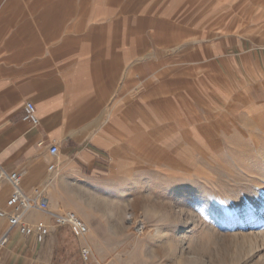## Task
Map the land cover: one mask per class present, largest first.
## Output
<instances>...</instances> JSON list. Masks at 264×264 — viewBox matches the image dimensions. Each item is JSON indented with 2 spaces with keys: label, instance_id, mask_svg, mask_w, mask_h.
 Listing matches in <instances>:
<instances>
[{
  "label": "crops",
  "instance_id": "1",
  "mask_svg": "<svg viewBox=\"0 0 264 264\" xmlns=\"http://www.w3.org/2000/svg\"><path fill=\"white\" fill-rule=\"evenodd\" d=\"M247 7L241 0H0V170L20 174L22 192L44 195L52 212L68 208L71 195L85 204L93 195H124V152L137 155L154 130L141 115L154 105L175 113L177 99L204 92L193 71L202 81L210 45L220 50L212 57L226 46L210 42L209 30L238 33ZM178 51L190 68L183 97L168 81ZM28 102L36 125L23 121ZM11 194L1 182L4 211ZM25 221L46 227L44 242L8 232L0 218V239L7 237L0 264H56L69 230L36 211Z\"/></svg>",
  "mask_w": 264,
  "mask_h": 264
},
{
  "label": "rangeland",
  "instance_id": "2",
  "mask_svg": "<svg viewBox=\"0 0 264 264\" xmlns=\"http://www.w3.org/2000/svg\"><path fill=\"white\" fill-rule=\"evenodd\" d=\"M241 2H249L250 17L242 13L234 35L209 30L210 42L226 46L212 57L220 50L210 45L204 80L196 81L193 71V85L204 92H193L187 100L179 89L190 68L181 65L185 52H177L168 81L184 97L177 99L181 104L175 113L172 106L164 107L169 109L165 115L154 105L141 115L154 130L145 132L137 155L124 152L121 166L128 173L120 192L125 194L91 195L89 204L69 196L70 206L59 212H74L88 234L57 244L56 264H82L83 246L91 249L96 264H264L261 239L242 236L264 233L263 226L240 230L233 220L242 212L229 208L240 199L236 204L247 212L264 189V0ZM192 131L202 141L192 139ZM212 147L218 154L211 155ZM205 154L210 160L204 161ZM139 223L144 234L137 233ZM187 223L192 230L181 242Z\"/></svg>",
  "mask_w": 264,
  "mask_h": 264
},
{
  "label": "built area",
  "instance_id": "3",
  "mask_svg": "<svg viewBox=\"0 0 264 264\" xmlns=\"http://www.w3.org/2000/svg\"><path fill=\"white\" fill-rule=\"evenodd\" d=\"M23 121L36 125L38 123L36 117V109L30 102L23 106ZM58 153L57 146L53 145L49 148V154L55 156ZM49 170H53L54 166L50 165ZM7 181L12 187V194L6 202L9 211L0 208V218H6L8 221V232L16 231L19 236L24 238H33L38 244L44 242L48 231L43 224L30 225L27 224L25 218L31 212H40L51 219L53 225L57 228H67L76 240H82L88 234V228L85 223L71 211L52 212L49 209L48 200L42 194L29 196L21 190V176L18 173H6L0 170V183ZM7 237L0 239V249L5 247ZM79 258L82 264H96L93 260V254L88 246L80 247Z\"/></svg>",
  "mask_w": 264,
  "mask_h": 264
},
{
  "label": "bare ground",
  "instance_id": "4",
  "mask_svg": "<svg viewBox=\"0 0 264 264\" xmlns=\"http://www.w3.org/2000/svg\"><path fill=\"white\" fill-rule=\"evenodd\" d=\"M198 116H192L190 119H191V121L192 120H195L196 118H197ZM203 130V129H202ZM189 133H191V131L189 132ZM248 135H247V137H245V138H248V137H250L251 135V133H247ZM196 135V134H195ZM217 135V134H216ZM192 139H199V140H201L202 141V139H201V137H198V136H194L193 135V131H192ZM205 136H206V133H205ZM207 139V138H206ZM205 142V141H204ZM212 151V153H211V155L213 154V153H215V155L216 154H218V153H216L217 152V149L216 148H214V147H212V149H211ZM261 155H264V154H261ZM205 160L204 161H206V159H207V161H208V155H204V157H203ZM193 159H196V157H194ZM200 159V158H199ZM210 160V159H209ZM261 160V159H260ZM128 173V171H124V174H127ZM264 187V186H263ZM189 190V189H188ZM125 194V193H124ZM234 197V196H233ZM238 198H240V197H238ZM240 199H233V201H232V206H230L229 208H236V210L237 211H241L242 213V215L239 217V218H237V219H234L233 220V222H238V223H235V225L234 226H239V227H242L241 229L240 228H238V229H240V230H253V229H258L259 228V226H263L264 227V189L262 190V193H261V195H260V197L259 198H254V200H253V203H252V207L250 206V208L247 210V212H244V208L245 207H241V204H236L238 201H239ZM242 201V200H241ZM240 202V201H239ZM236 211V212H237ZM235 212V214H237ZM234 214V213H233ZM238 215V214H237ZM192 225H190L189 223H187V224H185V226L183 227V231H185V233L184 234H182V235H180V240H181V242H185L186 241V238L189 236V234L191 233V230H192ZM244 227V228H243ZM263 227H262V230H264L263 229ZM88 228V227H87ZM136 230L138 231L137 233L140 235V234H144L145 233V230H146V228H145V225L143 224V223H139L137 226H136ZM186 230L188 231V232H186ZM259 230V229H258ZM261 230V231H262ZM247 232V231H246ZM241 236V235H240ZM243 237H255V238H257V239H261V241L264 243V233H252V231H251V233H248V234H245V235H242ZM242 237V238H243ZM250 245V248L252 247L251 246V244H249ZM248 245V246H249ZM252 249V248H251Z\"/></svg>",
  "mask_w": 264,
  "mask_h": 264
}]
</instances>
